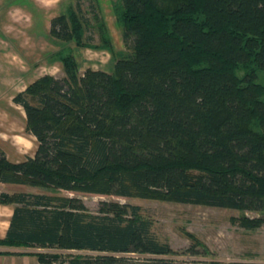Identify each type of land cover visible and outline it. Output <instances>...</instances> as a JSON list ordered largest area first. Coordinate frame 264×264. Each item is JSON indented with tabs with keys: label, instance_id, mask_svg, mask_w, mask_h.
<instances>
[{
	"label": "trees",
	"instance_id": "trees-1",
	"mask_svg": "<svg viewBox=\"0 0 264 264\" xmlns=\"http://www.w3.org/2000/svg\"><path fill=\"white\" fill-rule=\"evenodd\" d=\"M92 11L99 47L111 50ZM118 12L131 52L113 73L81 74L64 55L63 78L44 76L15 96L38 148L11 163L0 147V183L264 212V88L254 72L235 73L264 71V0H122ZM91 27L78 4L49 34L91 46ZM0 204L14 206L1 246L101 253L69 264L173 253L139 206L103 202L95 214L79 198L37 192L3 193ZM35 256L65 264L59 253Z\"/></svg>",
	"mask_w": 264,
	"mask_h": 264
},
{
	"label": "rangeland",
	"instance_id": "rangeland-1",
	"mask_svg": "<svg viewBox=\"0 0 264 264\" xmlns=\"http://www.w3.org/2000/svg\"><path fill=\"white\" fill-rule=\"evenodd\" d=\"M78 4L93 26L84 35V39H90L91 42L87 41L91 46H78L76 42L58 40L49 34L50 22L60 15L70 17ZM121 7L122 0H0V81L8 83L15 79L17 73L12 74L11 69L26 71L30 81L34 82L44 76L63 78L61 59L69 54L75 56L81 74L89 68L113 73L116 59L131 52L123 40V25L118 12ZM93 8L106 24L111 50L99 47V24L95 21ZM252 72L256 74L255 83L264 88V71L256 65H241L235 73L243 80ZM25 86L26 81L13 84L12 88L8 87L6 97L21 92ZM261 99L264 101V95ZM19 110L23 113L21 108ZM18 123H22V120L19 119ZM251 126L254 131L261 133L256 122ZM22 189L25 192L79 198L95 214L100 212L103 202L139 206L142 217L151 220L154 233L160 241L171 246L173 253L167 256L123 254L119 255L123 258L119 264H161V260L165 264H264V223L258 227L248 224L249 220H264V212L70 193L41 186H26ZM12 249L17 255L15 264H38L34 256L36 253H59L65 264L75 257L93 258L101 255L98 252H57L26 247Z\"/></svg>",
	"mask_w": 264,
	"mask_h": 264
},
{
	"label": "crops",
	"instance_id": "crops-1",
	"mask_svg": "<svg viewBox=\"0 0 264 264\" xmlns=\"http://www.w3.org/2000/svg\"><path fill=\"white\" fill-rule=\"evenodd\" d=\"M11 72L12 74L17 73L14 80L8 83H2L0 81V147L6 153L7 159L11 163H22L28 158H33L35 156L38 143L34 136L26 132L25 111L22 106L15 103L14 98L17 94L24 92L34 81H30L26 71L11 69ZM24 81H26V86L22 88L21 92H18L10 98L6 97L9 91L8 87L12 88L13 84L22 83ZM20 108L23 110V113L19 110ZM3 110L6 112H3ZM19 119L22 120L20 124L18 123ZM25 187L26 186L0 183V194L25 192L21 191L24 190L22 188ZM13 211L14 206L0 204V240L4 239L7 235ZM0 249H5V252H10V254L0 255V262H7L8 264L16 263L14 258H17L15 257L17 255H15L12 248L0 247ZM36 262L40 264L37 257Z\"/></svg>",
	"mask_w": 264,
	"mask_h": 264
}]
</instances>
